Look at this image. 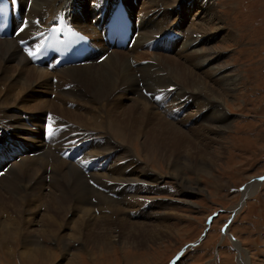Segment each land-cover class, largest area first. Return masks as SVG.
<instances>
[{
	"label": "bare ground",
	"instance_id": "bare-ground-1",
	"mask_svg": "<svg viewBox=\"0 0 264 264\" xmlns=\"http://www.w3.org/2000/svg\"><path fill=\"white\" fill-rule=\"evenodd\" d=\"M119 1L15 0L21 13L13 16L11 34L0 36L2 245L26 229L28 220L25 217L32 214L35 218L40 216V220L30 218L29 224L42 223L40 231L37 230L42 239L45 241L50 236L58 243L64 240V225L77 211H81V215L70 235L82 244L84 241L95 245L110 244L114 227L120 234L128 232L136 237L141 232L161 230L159 223H149L146 217L152 215L150 219L154 218L151 209L145 207L130 217H121L125 209L120 203L127 200L126 209L136 208L143 200L140 193L154 192V187H158L160 179L151 168V156L158 153L170 161L169 176L184 188L188 187L182 176L184 164L173 159L184 152L193 156L191 149H199L200 140L207 138L203 127L208 123L228 122L222 107L228 93L220 90L230 91L235 82H230L231 68L220 63L224 54L211 45L214 37L205 35L203 21L210 23L209 14L215 16L209 0H179L175 10L169 0L155 6L154 0H138L142 6L138 8L133 2L130 4L131 0H122L133 19V35L127 48H112L104 43L106 20ZM192 10H196L197 18L191 20L188 14ZM172 11H175L177 22L169 32L167 24ZM154 16H161V20H155ZM198 18L203 20L201 24ZM25 21H28L26 27ZM63 21L88 34L96 51L85 56V64L34 62L25 49L34 51L38 44L44 43L50 27ZM22 27L24 31L21 32ZM168 34H177L179 39L172 41ZM158 37L167 38L163 47L176 50L175 55L155 52L152 64H132V48L133 51L145 48ZM88 58L92 59L91 63H86ZM137 60L139 58L134 62ZM228 71L231 73L226 74ZM52 75L58 79L52 80ZM15 92L18 93L13 101ZM39 92H55L56 95L54 100H41L36 97ZM136 93H139L137 98ZM133 98L134 105L126 104L127 99ZM32 99L36 100V107L28 104ZM66 102L79 110L76 112L79 120H63L66 114L55 107ZM14 107L26 108L32 114L27 118L9 110ZM47 107L51 112L44 109ZM193 107L195 111L190 113ZM188 123L190 128H186ZM49 124L52 125L51 133ZM139 139H142L141 149L147 152L144 157H136L130 150ZM254 182L245 187V199L256 189ZM39 206H45L44 213L41 208L38 210ZM98 209L105 211L102 223L113 224V227L99 225L100 219L92 214ZM3 211L12 219L1 220ZM34 237L25 236V241L34 248L32 252L36 256L48 255L50 251L40 246Z\"/></svg>",
	"mask_w": 264,
	"mask_h": 264
},
{
	"label": "rangeland",
	"instance_id": "rangeland-1",
	"mask_svg": "<svg viewBox=\"0 0 264 264\" xmlns=\"http://www.w3.org/2000/svg\"><path fill=\"white\" fill-rule=\"evenodd\" d=\"M137 1L131 0L130 4L133 2L132 4L137 8L142 7ZM160 1L163 2V0H154V6L156 3L161 5ZM169 1L172 10L179 7V0ZM209 2L215 16L209 14L210 23L201 18H198V21L200 20V24L201 21L204 22L207 30H203L207 32L205 35L214 37V42L211 44L213 48L224 54L220 63L231 68L233 72L230 81L235 82L233 88L230 91L220 90L228 93L226 103H222L228 122L208 123L203 127V134L207 138L200 140V148H190L193 156L184 152L176 156L177 159H173L184 164L182 176L186 178L188 187L184 188L174 177L169 176L170 161L161 158V154L158 153L159 155L151 156V168L154 175L160 179L158 187H154V192L140 193L143 200L136 208L126 209L127 200L120 203L125 209L121 217L127 215L130 217L145 207L151 209L154 218L150 219L152 215L146 217L149 218V223L153 221L159 223L161 227H158L161 230L141 232L136 237L128 232L120 234L118 228L114 227L110 233V244L95 245L89 240L87 241L89 243L84 241L85 244H82L80 240L70 235L73 233L76 219L81 215V211H77L70 222L64 225L63 243H58L50 236L45 241L42 239L38 233L43 226L42 223L34 221L33 224H29L30 218L40 220V216L37 215L35 218L34 214L27 215L26 229L18 233L14 239L11 237L9 242L4 243L6 247L0 244V264H264V179H262L264 178V0H209ZM195 13L196 10H192L188 14L191 20L197 18ZM156 14L155 10L154 15ZM159 18L161 20V16H154L155 20ZM175 21V11H172V18L167 24L169 32L177 22ZM217 28L220 29L215 30ZM169 36L171 34L167 35ZM156 40L145 48L141 47L134 51L132 48L131 63L136 66L152 64L155 52L175 55L176 50L164 49L165 40H161V37ZM137 58L139 60L134 62ZM91 62L92 59L88 58L86 63ZM231 72L228 71L226 74ZM51 77L52 80L58 79L53 75ZM1 85L0 89L3 86ZM63 88L66 89V86ZM17 93H14L13 101ZM116 93L117 91L111 97ZM146 94L148 95V92ZM55 95V92H39L36 97L41 100H54ZM135 96L137 98L139 93ZM135 98L127 99L126 104L134 105ZM34 102L36 100L32 99L28 104L36 107ZM65 105L60 103L57 105L58 108L55 107L58 112L66 114L67 118L63 120H79L76 114L79 110L76 111L75 106L69 102ZM25 109L9 108L14 113L19 112L20 115L22 113V116L29 118L32 113ZM44 109L51 112L48 107ZM194 111V107L189 110L190 113ZM68 114L72 117H68ZM80 117L86 120L84 116ZM190 127L191 124L188 123L186 128ZM141 143L142 139H139L130 147L136 157L147 155V152L141 149ZM98 170L96 171L100 172ZM251 182L257 185L256 189L245 199L243 195L245 187ZM48 190L49 188L46 189ZM243 200L244 204L241 205ZM44 209L45 206L38 207L42 213L45 212ZM92 214L93 217L100 219L99 225L102 227H113V224L102 223L101 218L105 211L93 210ZM5 219L12 218L3 211L1 220L6 221ZM25 236H35L40 246L50 253L36 256L32 252L34 248L25 241Z\"/></svg>",
	"mask_w": 264,
	"mask_h": 264
},
{
	"label": "snow or ice",
	"instance_id": "snow-or-ice-1",
	"mask_svg": "<svg viewBox=\"0 0 264 264\" xmlns=\"http://www.w3.org/2000/svg\"><path fill=\"white\" fill-rule=\"evenodd\" d=\"M13 3H15V0H13ZM27 23H28V21L24 22L25 27L27 26ZM19 31H21V32L24 31V28L23 27L20 28ZM21 43H24V42L21 41ZM25 51L27 52V54L30 57H34V56H36L37 51H39V49H37V51H33L32 49L29 48V49H25ZM156 99H159V97H156ZM48 118L51 119V116H49ZM48 130H49V133H51V131H52V125L51 124L48 125ZM262 179H264V178H262ZM209 219H211V218H209Z\"/></svg>",
	"mask_w": 264,
	"mask_h": 264
}]
</instances>
